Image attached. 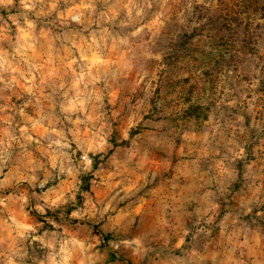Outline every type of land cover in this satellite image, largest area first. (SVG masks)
I'll use <instances>...</instances> for the list:
<instances>
[{"label":"clouds","instance_id":"obj_1","mask_svg":"<svg viewBox=\"0 0 264 264\" xmlns=\"http://www.w3.org/2000/svg\"><path fill=\"white\" fill-rule=\"evenodd\" d=\"M0 264H264V0H0Z\"/></svg>","mask_w":264,"mask_h":264}]
</instances>
